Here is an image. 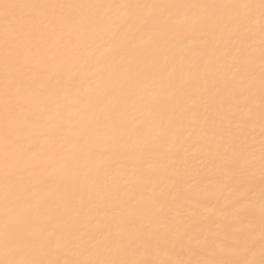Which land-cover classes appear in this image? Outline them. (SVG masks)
Here are the masks:
<instances>
[{
    "label": "snow or ice",
    "instance_id": "snow-or-ice-1",
    "mask_svg": "<svg viewBox=\"0 0 264 264\" xmlns=\"http://www.w3.org/2000/svg\"><path fill=\"white\" fill-rule=\"evenodd\" d=\"M80 8L111 9L114 14L127 10L126 17L109 18L113 29L121 33L130 27V21L173 22L171 16L164 19L158 12L174 8L193 10L194 24L211 27L214 46L201 52V63L194 65L193 78L206 86L207 77L218 69L231 76L225 81V88L235 103L225 115L206 118L200 128L201 135L216 143V159L226 177L214 195L227 192L231 196L230 211L224 214L222 223L193 228L182 218L194 214L193 201L185 199L188 207L173 216L162 202L165 193L145 197L131 189L127 200L121 202L112 197L108 203L113 209L121 203L127 208H138L149 200L150 206L141 208L147 219L137 223L134 232L129 234L122 229L114 234L99 224H86L88 231L81 232L73 222L87 220L90 210L83 202L79 207L74 205L67 186L57 187L60 204L53 209L46 200L35 198L31 183L21 184L14 179L21 174L46 172L49 178L63 174L71 183L77 175L88 174L82 157L92 159L91 140L101 122L88 120L84 124L81 107L62 103L69 89L56 79L69 78L61 70L64 58L60 54V37L73 18L66 16L64 10ZM19 9L32 11L21 13L16 11ZM0 18V264H264V0L180 5L18 4L0 0ZM111 52L112 49H105L100 55ZM257 57L258 111L254 85L247 82ZM186 84L169 78L153 84L152 92L176 100L183 95L181 89ZM49 101L54 112L47 107ZM81 103L85 108L91 107L90 100ZM198 103L161 105L162 110L171 107L168 125L148 130L152 142L162 149L159 156L165 171L171 161L166 139L172 135V148H185L188 137L199 126ZM118 115V107L113 106L103 116V127L111 131L107 139L112 148L117 147L120 137L133 133L122 122H115ZM257 125L258 158L252 143ZM134 134L145 135L143 130ZM194 150L200 151L199 147ZM101 183L109 187L113 182L103 179ZM52 211L69 223L52 227L47 215ZM121 219L127 223L129 218ZM61 251L74 258H54ZM161 254L164 258H160Z\"/></svg>",
    "mask_w": 264,
    "mask_h": 264
},
{
    "label": "bare ground",
    "instance_id": "bare-ground-1",
    "mask_svg": "<svg viewBox=\"0 0 264 264\" xmlns=\"http://www.w3.org/2000/svg\"><path fill=\"white\" fill-rule=\"evenodd\" d=\"M18 4L56 3V4H193L229 3L231 0H12ZM258 2V0H256ZM28 13L30 9L16 10ZM64 14L73 18V23L61 35V52L64 58L62 71L68 74L65 80L57 76L59 85L66 84L69 91L64 94L62 103L66 106L82 108L83 123L100 120L97 134L92 137V159L82 157V164L88 173L77 175L70 183L63 174L49 178L46 172L32 175L21 174L14 177L17 183H31L37 200H46L55 209L60 204L57 187L67 186L72 192L73 203L79 207L83 202L90 210L87 220L73 222L81 232H87L86 224H99L118 233L122 229L131 234L137 223L146 220L141 208L150 206L145 200L138 208H127L121 203L113 209L110 198L119 201L128 198L129 190L136 189L145 197L165 193L164 205L171 209V215L183 213L188 207L185 199L195 204L194 214L183 216L193 228L201 225L215 226L222 223L224 214L230 211L229 193L214 195L225 182L224 171L216 159V143L200 134L204 120L213 115L223 116L235 101L230 99L225 81L231 79L224 69L207 77V85L193 78L194 65L201 63V52L214 46L212 29L207 24L193 23V10L174 8L161 9L158 15L173 22L153 21L137 23L130 21V27L123 33L115 31L110 17H126L127 10H97L94 8L67 9ZM218 15L222 13L217 10ZM3 21L0 18V32ZM258 48V38L256 40ZM105 49H112L108 56H101ZM182 61V63H181ZM248 76V73H245ZM171 79L174 83L187 82L181 89L182 96L169 100L152 92L153 84ZM255 88L254 102L259 105V67L252 69L251 79ZM58 85V86H59ZM90 100L91 107L85 108L82 101ZM197 101L199 126L188 137L185 148H172L175 137L169 135L165 147L170 149L171 161L168 170L162 167L159 153L162 150L147 135L148 130L167 126L172 115L171 107L162 110L161 105H190ZM118 107L117 124L123 123L132 134L119 138L118 145L111 147L107 139L111 135L103 127V116L111 107ZM54 112L51 101L47 104ZM187 117L185 123L187 124ZM143 130L145 135H136ZM254 150L259 157V127L254 133ZM199 147L200 151L194 149ZM109 157H111L109 159ZM99 173V176H98ZM180 179L177 181V178ZM0 176V192H2ZM112 183L105 187L101 180ZM258 173H257V184ZM52 227L61 228L69 221L55 211L47 213ZM121 218H129L123 223ZM160 226V225H157ZM54 258H74L71 253L61 251ZM160 258H164L161 254Z\"/></svg>",
    "mask_w": 264,
    "mask_h": 264
}]
</instances>
